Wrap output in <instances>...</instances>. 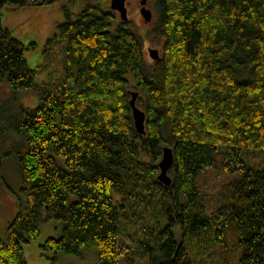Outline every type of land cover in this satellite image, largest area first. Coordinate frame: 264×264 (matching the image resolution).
Returning <instances> with one entry per match:
<instances>
[{"label": "trees", "instance_id": "obj_1", "mask_svg": "<svg viewBox=\"0 0 264 264\" xmlns=\"http://www.w3.org/2000/svg\"><path fill=\"white\" fill-rule=\"evenodd\" d=\"M37 3L0 0V78L39 95L11 123L22 184L0 264H29L23 243L44 214L62 222L61 234L41 242L56 255L89 245L96 264H116L127 251L150 264H264V167L243 155L264 149V0H154L148 41L117 9L88 3L73 18L66 9L65 74L55 89L36 82L24 42L2 21L4 10ZM149 42L160 59L146 58ZM133 90L146 111L143 133ZM165 145L169 184L158 177ZM219 150L225 169L243 172L207 210L199 172Z\"/></svg>", "mask_w": 264, "mask_h": 264}, {"label": "rangeland", "instance_id": "obj_2", "mask_svg": "<svg viewBox=\"0 0 264 264\" xmlns=\"http://www.w3.org/2000/svg\"><path fill=\"white\" fill-rule=\"evenodd\" d=\"M35 7L23 8L20 10H4L2 21L18 39L25 44L24 52L28 63L36 68V82L41 83L44 80L50 83L52 89H55L61 77L65 74L66 64V36L59 30V24L65 20L66 9L71 12L72 18L77 15L81 8L88 3H96L103 10L113 7L109 0H55L46 3L42 0ZM140 0H130L128 2L130 20L132 26L137 32L145 38V41L152 39L150 33H146L144 18L137 13ZM147 7L153 8L156 16L154 0H148ZM116 13L117 11L114 10ZM119 22L122 17L117 12ZM114 30L117 28V17L114 19ZM146 58L152 59L146 49ZM132 72H129L130 78ZM39 95L36 89L14 88L8 84L5 78H0V150L2 152V161L0 163V236L5 238L8 230V223L17 214L20 207L19 195L21 193L18 147L21 141L17 133L13 132L11 123L22 107L35 106ZM219 149V148H218ZM246 163L254 166L264 167V149H250L243 152ZM62 162V158L57 157ZM215 164L199 172V183L206 194L207 210L216 207L224 199L222 189L232 179L238 178L243 171L227 170L223 166L224 158L219 150ZM162 217V222L166 217ZM41 230L36 237L24 242L26 248L25 255L29 264H96L98 261V252L96 246L85 245L80 254L70 255L65 252L55 254L52 249L42 248L41 242L46 238L61 234L62 222L53 217L49 218L47 214L42 215ZM233 230L228 235L232 236ZM124 245L134 248L135 243L127 235L120 236ZM76 257V259H75ZM73 258V259H71ZM218 256H214L213 262H218ZM116 264H150L148 256L126 252L121 253ZM216 264V263H215Z\"/></svg>", "mask_w": 264, "mask_h": 264}, {"label": "water", "instance_id": "obj_3", "mask_svg": "<svg viewBox=\"0 0 264 264\" xmlns=\"http://www.w3.org/2000/svg\"><path fill=\"white\" fill-rule=\"evenodd\" d=\"M141 4H143L141 11L142 14L145 16V19L148 20L152 18V12L150 7H147V0H141ZM126 0H110V6H112L114 9H117L119 11L120 16L124 19L127 20V5H125ZM149 54L151 57H153L154 60L160 59V50L157 46H152L149 45ZM138 91L133 90L132 91V96H131V105H132V112H133V117H134V122L136 124L137 131L140 133L145 132L146 128V111L144 109L140 108L137 103H136V98L138 95ZM163 157L161 160L158 162L159 167H160V172L158 173L159 179L165 183L169 184L171 182V176L170 174L167 173L168 168L171 166L172 161H173V152L172 148L170 146L165 145L163 149ZM2 159V152L0 150V163Z\"/></svg>", "mask_w": 264, "mask_h": 264}, {"label": "flooded vegetation", "instance_id": "obj_4", "mask_svg": "<svg viewBox=\"0 0 264 264\" xmlns=\"http://www.w3.org/2000/svg\"><path fill=\"white\" fill-rule=\"evenodd\" d=\"M130 0H126V3H125V5H127V16H128V18H127V20H130V16L128 15V12H129V5H128V2H129ZM141 1V0H140ZM147 2H148V0H147ZM147 2H146V4H147ZM137 5H138V11H137V13H139L140 15H142V17L144 18V22H145V26L147 27V28H149V26H151L152 24H153V22H154V16H155V14H154V11H153V8L151 7V6H149L150 7V9H151V12H152V18H150V19H148V20H146L145 19V16L142 14V11H141V8H142V6H143V4H141V2H138L137 3ZM148 6V5H147ZM119 12V11H118ZM127 20H124V21H127ZM149 45H152V46H157L159 49H160V46L159 45H157L155 42H149L148 43V45L146 46L147 47V49H148V46Z\"/></svg>", "mask_w": 264, "mask_h": 264}, {"label": "crops", "instance_id": "obj_5", "mask_svg": "<svg viewBox=\"0 0 264 264\" xmlns=\"http://www.w3.org/2000/svg\"><path fill=\"white\" fill-rule=\"evenodd\" d=\"M25 250H26V248H25ZM71 259H73V258H71ZM75 259H76V257H75Z\"/></svg>", "mask_w": 264, "mask_h": 264}]
</instances>
